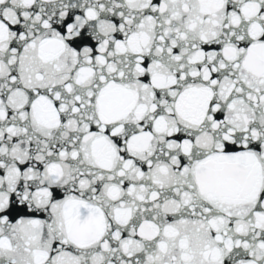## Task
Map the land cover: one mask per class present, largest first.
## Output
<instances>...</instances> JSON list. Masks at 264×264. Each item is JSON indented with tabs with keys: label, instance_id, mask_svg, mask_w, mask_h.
<instances>
[{
	"label": "snow or ice",
	"instance_id": "6c2138e0",
	"mask_svg": "<svg viewBox=\"0 0 264 264\" xmlns=\"http://www.w3.org/2000/svg\"><path fill=\"white\" fill-rule=\"evenodd\" d=\"M0 264H264V0H0Z\"/></svg>",
	"mask_w": 264,
	"mask_h": 264
}]
</instances>
